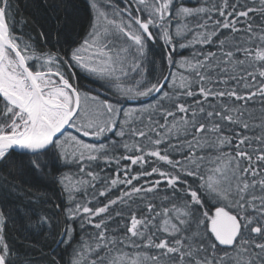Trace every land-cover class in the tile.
<instances>
[{
  "label": "snow or ice",
  "instance_id": "obj_1",
  "mask_svg": "<svg viewBox=\"0 0 264 264\" xmlns=\"http://www.w3.org/2000/svg\"><path fill=\"white\" fill-rule=\"evenodd\" d=\"M0 264H264V0H0Z\"/></svg>",
  "mask_w": 264,
  "mask_h": 264
}]
</instances>
